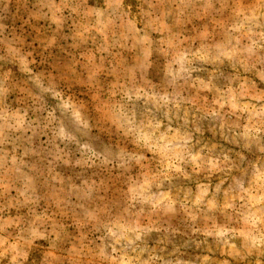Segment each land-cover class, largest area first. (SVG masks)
Instances as JSON below:
<instances>
[{
	"label": "rangeland",
	"instance_id": "obj_1",
	"mask_svg": "<svg viewBox=\"0 0 264 264\" xmlns=\"http://www.w3.org/2000/svg\"><path fill=\"white\" fill-rule=\"evenodd\" d=\"M0 264H264V0H0Z\"/></svg>",
	"mask_w": 264,
	"mask_h": 264
}]
</instances>
